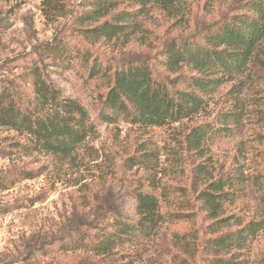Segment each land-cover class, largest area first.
<instances>
[{"label":"rangeland","instance_id":"rangeland-1","mask_svg":"<svg viewBox=\"0 0 264 264\" xmlns=\"http://www.w3.org/2000/svg\"><path fill=\"white\" fill-rule=\"evenodd\" d=\"M235 1L208 0L207 10L206 0H187L186 26L175 24L160 7L148 6L135 18L145 44L135 36L86 44L77 37L78 29L98 25L109 15L83 22L84 0H50V6L46 0H0V81L17 79L29 91L30 68L39 59L37 52H45L41 45L59 39L69 52L79 48L81 56L86 50L101 69L139 58L159 68L170 40L216 21ZM137 8L125 2L115 11ZM48 56L45 62L51 61ZM259 59L264 61V40L245 71L207 96L197 114L160 127L122 117L102 122L100 98L110 84L101 74L89 76L92 61L78 56L67 65L47 66L61 95L84 106L94 131L73 158H59L32 147L24 133L0 126V264H211L213 255L205 245L227 228L218 224L219 232L210 234L213 220L198 194L210 174L225 171L239 172L243 180L234 201L224 204V216L247 221L256 215L263 222L237 259L264 264V66ZM228 111L238 118L222 127ZM198 128L207 132L203 155L188 143ZM200 164L209 173L199 174ZM28 171L32 177L23 176ZM138 191L158 196L163 218L150 235L119 234L112 210L135 227ZM176 235L184 236L181 243L188 248ZM108 237L114 241L98 250Z\"/></svg>","mask_w":264,"mask_h":264},{"label":"trees","instance_id":"trees-1","mask_svg":"<svg viewBox=\"0 0 264 264\" xmlns=\"http://www.w3.org/2000/svg\"><path fill=\"white\" fill-rule=\"evenodd\" d=\"M46 1L49 5L50 0ZM186 1L84 0L85 9L79 17L83 22H97L109 16L98 25L79 28L82 32L77 37L89 44L97 42L98 38L112 40L122 36L125 42L135 36V41L145 44L146 35L138 28L136 16L153 5L174 19L175 24L186 26L190 8ZM125 2L134 3L138 7L137 11L116 12V8ZM206 2L209 3L208 0ZM210 6L205 4L207 10ZM262 40L264 0H236L232 8L216 21L204 22L191 34L170 40L160 53L159 68L152 65L150 59L139 58L118 62L113 68L101 69L94 64V59L90 58L86 50L80 56L79 48L78 54L77 51L69 52L71 50L60 39L59 42L54 40L44 43L41 46L45 52H37L39 59L29 71V91L22 89L24 85L17 79L0 81V126L24 133L36 149L59 158H73L78 146L93 133L94 125L89 122L88 112L81 103L61 95L47 71L51 63L59 67L79 56L85 63L93 62L89 67L90 77L101 74L107 78L110 85L100 98L102 108L98 115L102 122H112L122 117L132 124L160 127L197 114L207 96L245 71ZM48 54L51 61L45 62L44 57ZM259 62L264 66L262 59ZM19 94L23 101L19 100ZM234 114L233 111L223 113L221 126L226 127L231 119L236 121L238 117ZM206 134L205 130L198 128L188 138L190 148L199 155L208 150L203 143ZM204 171V165L200 164L197 172L200 174ZM22 174L33 176L29 171ZM207 180L198 199L208 218L213 220L208 226L210 234L219 232L218 224V227L227 228V231L216 234L205 245L213 255L211 264H244L237 259V254L262 228L263 222L256 219V215L247 221H244V217L231 214L224 216V204L234 201L233 195L243 180L241 173L225 171L216 176L210 174ZM152 182V186H155ZM135 199L138 215L136 226L124 223L116 209L112 210L114 225L119 234L133 236L131 232L135 231L142 236L150 235L163 218L159 198L153 193L138 191ZM232 227L235 229H228ZM116 235V231L111 234L112 237ZM176 236L181 246L188 248L187 244L181 243L184 236ZM112 237L100 242L96 248L106 250V246L114 241Z\"/></svg>","mask_w":264,"mask_h":264}]
</instances>
